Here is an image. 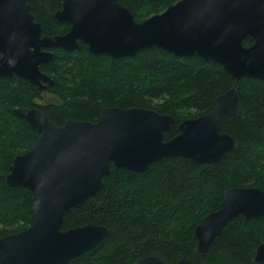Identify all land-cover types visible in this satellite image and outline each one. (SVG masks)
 Instances as JSON below:
<instances>
[{
    "label": "water",
    "instance_id": "obj_1",
    "mask_svg": "<svg viewBox=\"0 0 264 264\" xmlns=\"http://www.w3.org/2000/svg\"><path fill=\"white\" fill-rule=\"evenodd\" d=\"M54 17L67 22L68 31L42 36L27 0H0V77L15 75L40 88L41 82L51 85V77L40 70L52 58L46 49L71 51L82 42L90 53L113 59L156 46L217 63L235 79L264 80V0H179L142 22L118 0H62ZM247 36L252 44L245 47ZM237 101L232 87L213 99L208 113L182 121L168 140L164 133L174 118L151 109L103 107L94 123L65 119L60 126L37 108L14 109L37 138L30 150L13 158L5 182L31 192V223L0 239V264H66L102 241L105 226L62 230V223L71 209L104 187L102 177L111 165L144 172L164 156H181L192 165L220 161L236 148L234 137L220 132L219 123L236 113ZM238 215H264V191L228 189L218 209L195 227L196 251L204 255ZM254 261L264 263V239ZM131 264L193 263L146 256Z\"/></svg>",
    "mask_w": 264,
    "mask_h": 264
},
{
    "label": "trees",
    "instance_id": "obj_2",
    "mask_svg": "<svg viewBox=\"0 0 264 264\" xmlns=\"http://www.w3.org/2000/svg\"><path fill=\"white\" fill-rule=\"evenodd\" d=\"M46 35L65 29L53 14L61 0H28ZM179 0H118L137 22L159 14ZM252 44L250 37L242 41ZM52 58L40 70L52 79L53 99L37 103L43 92L27 80L0 77V239L31 223V192L9 186L5 175L15 156L30 150L37 131L13 111L38 108L57 126L65 119L97 121L103 107L151 109L174 118L164 133L168 140L178 125L209 112L213 99L235 87L237 111L220 119V132L234 137L236 148L216 163L192 165L181 156L161 157L144 172L113 167L102 177L104 187L63 218L62 230L102 225L107 235L96 246L66 264H131L146 256L172 263L264 264L254 261L264 239V215L228 221L204 255L196 251L194 229L218 209L231 188L264 191V80L235 79L220 65L197 55L176 56L153 46L134 57L95 55L79 42L76 49L49 48Z\"/></svg>",
    "mask_w": 264,
    "mask_h": 264
},
{
    "label": "flooded vegetation",
    "instance_id": "obj_3",
    "mask_svg": "<svg viewBox=\"0 0 264 264\" xmlns=\"http://www.w3.org/2000/svg\"><path fill=\"white\" fill-rule=\"evenodd\" d=\"M27 2H28V4H29V1L27 0ZM61 3H62V0H61V2H60V7H59V9L58 10H60L61 9ZM30 6H31V4H29ZM128 9V8H127ZM58 10H56L55 12H57ZM129 10V9H128ZM163 12V11H162ZM31 13H32V8H31ZM161 13V12H160ZM55 14V13H54ZM54 14H53V17H54ZM33 15V14H32ZM34 17V16H33ZM54 19H55V17H54ZM34 20H35V18H34ZM56 20V19H55ZM36 21V20H35ZM57 22H59V23H61L62 25H61V27L63 28V29H65V31L62 33H59V34H56V35H63V34H65L67 31H68V29H69V24L67 23V22H64V21H58V20H56ZM38 22V21H37ZM40 23V22H39ZM41 25V24H40ZM41 30H42V26H41ZM42 36H54V35H46V34H44L43 33V31H42ZM60 49V48H59ZM47 51H49V48L48 49H46ZM65 51V50H64ZM43 65V64H42ZM41 66V65H40ZM41 72H43L42 70H41ZM44 73V72H43ZM44 74H46V73H44ZM46 75H48V74H46ZM49 76V75H48ZM50 77V76H49ZM42 83V88H40V87H38V86H36L40 91H42L43 93L44 92H47V88H48V86H50L49 84H47V83H45V82H41ZM52 85V84H51ZM37 103H39V104H41L40 103V101L39 102H37ZM31 108H35V107H31ZM27 109H29V108H27ZM26 109V110H27ZM38 109V108H37ZM22 111H25V110H22Z\"/></svg>",
    "mask_w": 264,
    "mask_h": 264
},
{
    "label": "rangeland",
    "instance_id": "obj_4",
    "mask_svg": "<svg viewBox=\"0 0 264 264\" xmlns=\"http://www.w3.org/2000/svg\"><path fill=\"white\" fill-rule=\"evenodd\" d=\"M51 99H53V97L50 94L44 93L42 99L40 100V103H45L46 101L48 102Z\"/></svg>",
    "mask_w": 264,
    "mask_h": 264
}]
</instances>
